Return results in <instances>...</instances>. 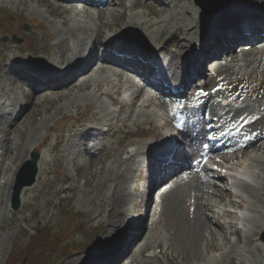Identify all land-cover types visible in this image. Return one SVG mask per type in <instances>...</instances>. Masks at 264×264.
Segmentation results:
<instances>
[{"label":"rangeland","instance_id":"obj_1","mask_svg":"<svg viewBox=\"0 0 264 264\" xmlns=\"http://www.w3.org/2000/svg\"><path fill=\"white\" fill-rule=\"evenodd\" d=\"M162 1L164 3H161L165 5L166 0ZM177 1L173 0L170 2V9H166L164 14L157 12L159 6L153 0H139L138 4L140 7L138 8L137 6H135L136 8L131 7L133 0H111L107 5L101 6L103 19L99 22L105 23L106 26L101 27L102 34L97 39V42L95 41L94 43L92 60L88 64L92 61H97L101 54L111 50H108L106 46L100 45L101 41L107 39L106 43L117 44L116 46L121 45L119 41L116 42L117 34L124 32L126 27L132 28L131 34H140V31L130 25L131 22L137 23L146 20V16H149L148 19L150 21L156 22L160 19L173 18L175 12L179 13L181 18H185L187 16L186 8L183 7L185 0ZM186 2L192 7V10L188 12L192 13L194 18L205 15L208 17L209 24L213 22L211 26H206V30L210 31L209 36L204 34V38L208 37L206 42L211 39V35L213 36L220 29L216 30L214 26L223 25L221 22L224 19V13L230 11L236 13L235 10L237 9L244 13L241 14V16H244L240 19L244 20L243 18L252 17V20H255L257 17L253 16L254 13L264 12V0H244V4L235 1L234 8H231L230 5L225 10L214 15L202 13L193 4L192 0H186ZM57 3L54 0H0V37L5 36L9 41L10 37L14 35L21 39L18 45L10 44L8 41L4 44L0 43V264H64L71 259H76V264H87L95 259L98 261L94 263H102L106 260V257L109 259L113 254L116 256L112 262L113 264H129L130 262L128 261L126 263L122 262L123 257L127 253L126 250L121 251L124 248L122 246L126 240V234L129 235L127 242L131 241L126 249L128 248L130 251L135 245L133 243L137 241L136 238L139 235H144L140 239L141 241L139 240V244L150 243L149 253L150 255H155L160 264H232L233 262L234 264H264V242L261 241L264 235V172H262L264 165H260L262 171H259V169L253 171L255 180L252 185L254 188L251 191L249 190V192L239 186L231 189L228 182L223 183L219 189L211 187L210 184L208 185L206 190L208 193L206 192L202 201L206 204L207 212L210 215L209 220L206 227H203L198 233L196 242L192 246L185 247L180 242L179 234L183 232L184 225L190 231V218L193 217L194 213L193 199L187 197L186 191L184 196L179 197L180 211L177 217L183 218L185 224L176 222L175 218L171 219L168 207L164 202L165 197L159 199L153 227L150 228L145 225L147 223L142 219L145 214L144 209L148 206V198L151 195L148 190H144L146 186H144L146 184L144 176L147 173L144 167L146 165L144 157L151 159L150 157L157 154L155 152L157 148L148 149L146 147L160 144L166 138V134L172 130L169 121L167 120L164 124L161 119L162 110L159 109L158 101L154 100V102L145 106V96L140 102L141 105H138L139 108L137 107L136 111H134L133 118L123 126L119 120L127 116L132 111V107L130 103L122 101V92L120 93L119 90L116 94L110 91L106 97V93L102 92L106 86H101L98 92L93 91L91 84L82 85L84 84L83 80L86 79L82 80L78 77V74L82 73L81 71H78V74L73 77V80L78 77L77 82L75 81L74 83V85L79 86L77 91L76 89H69L68 91L66 87L55 90L54 86L48 85L43 89L36 90V85L32 84L28 87L25 84L21 87L19 93L18 89L11 85L15 81L13 79L14 74L24 71L21 67L22 65H37L30 56L34 59L44 58L48 63L51 60H56L53 57L52 46L57 40L56 35L67 27L61 25L63 20L68 26L73 24L91 26L92 30L89 36L91 38L97 36V27L99 25L95 16L97 8H94V11L92 9L90 11L88 9L77 11L71 8L72 6H77V4L65 6L61 2ZM259 3L262 6H258ZM109 9H113L112 13L109 12ZM140 14H143L144 19L135 17V15L139 16ZM179 23L178 20H174L172 26ZM227 23L228 17L226 19ZM25 25L28 26V30L23 28ZM35 25H38L36 28L37 32L34 31ZM172 26L168 30V35L162 37V41L156 46L165 48L164 42L170 39L169 45L172 43V48L167 49L170 51L176 50L181 36L179 33H174ZM39 30L42 32H39ZM114 34L116 35L113 37ZM173 37L174 39H172ZM200 37L202 35H195V49H197L199 44L202 45L203 43L199 41ZM131 39L132 37L128 38V40ZM137 40L140 43H144L140 39ZM263 40L264 38L259 41ZM85 44L84 49L87 48L90 51V39ZM71 46L75 48L73 40L70 41V48ZM132 46L136 47L134 44ZM222 47L224 46L220 47L221 51L211 52V55H205L204 57L201 56L203 58L202 61L204 59L207 61L206 65H204L207 69L216 65L215 62H211L212 59L209 61L213 54L224 57L212 75H209L207 69L204 70L203 68L201 70L206 81L205 83L202 82L200 86L197 83V79L191 83V85H197L192 87L193 94L191 99L193 100L202 94L208 95L219 91L222 96L214 99L221 102L220 100L227 98L226 92L230 88L236 91L241 87V83L260 84L258 92L263 94L262 98L246 99L244 97L245 92L241 89L240 100L234 101L235 94H233L229 99L233 109L240 107L241 110L247 109V107L248 109L246 112L240 113H237L240 109L235 110L233 118L226 119L224 123L228 125L232 119L234 123H237L239 119H245L248 116L254 117V119L261 116L264 118V45L259 46L256 51L250 49L251 51L245 53H240L242 48L239 47V44L231 49L232 52L229 49L225 51ZM38 50L41 53H37ZM226 52H231L233 58L229 56L230 53ZM114 57L112 58V63H114ZM207 57L208 59H206ZM175 63L180 66V69L186 64L184 71L186 72V61L177 60ZM211 63L213 65H210ZM85 65L86 63L81 64L83 69ZM98 65L100 66V64ZM38 66L46 68L45 65ZM102 66L107 67V64L102 63ZM5 67H9L6 68L9 69L8 73H6ZM23 67L26 68L25 65ZM54 71L58 72V69L47 73H54ZM97 74L94 77L107 76L108 73L99 72ZM178 74L176 73V75ZM110 78L113 83L115 81L119 85L121 90L124 89L122 80H117L114 75ZM193 78L194 74L190 76L189 83ZM25 81L29 83L31 78L26 77ZM45 82L47 80L38 83L43 84ZM189 83L188 87H190ZM206 83L208 85H204ZM32 92L36 96L31 102L26 97L31 96ZM254 95L257 94L255 93ZM202 97H208L209 103H195V100L192 101L191 104H199L200 106L188 116L189 118L199 117L203 114H207L208 117L210 107H213L216 108V126L221 129V133L243 134L242 132H248L251 137L249 139L245 138V140L243 134V141H233L238 144V147L233 153L235 157L229 165L237 167L242 165V163H247L251 158L264 163V139L260 142L258 141L254 148H250L249 154L241 155L239 153V148L245 147L248 140L260 134L264 135V119L261 123H258L259 125L255 124V129L253 127L249 131H243L241 128L227 130L224 128L223 118L224 116H229L230 111L228 109L230 106L223 108L219 104L212 105L213 95ZM12 101L16 103L15 109L12 108ZM111 101H117V103L115 102L116 105L111 106ZM182 104L186 105L184 101H182ZM194 107L186 105L184 112L188 113ZM160 108L162 107L160 106ZM199 110L200 112L198 113ZM224 110L227 111L224 116H221L219 112ZM142 112L145 115L160 116L156 121L157 128L152 129L150 127L149 123L144 120L145 115ZM5 114L8 118L4 121ZM116 114L118 116H115ZM13 116L16 118L21 117L14 126H12L14 120H11ZM198 120L199 118H192L191 122ZM202 121L203 119L190 127L184 126L189 131L185 136H182L184 138L189 137L190 140L188 142L194 141L198 144V139L201 138L198 135L196 125ZM185 122L186 120L182 119L181 124L183 125ZM141 123L144 127L141 126ZM84 124L86 125L84 126ZM110 126L111 131L106 132ZM207 126L211 127L212 125H209V122L206 124L205 133L202 136L204 141L206 139L205 136L208 135L207 131L209 128L206 129ZM89 127L96 128V131L92 132L93 137H84L82 140L83 130ZM115 128L119 129L116 133L114 131ZM112 134H114V137L109 138ZM189 134H195L197 138H191ZM96 139L104 141L98 142ZM105 141L107 142L105 143ZM240 143L243 146H239ZM90 147L93 148L92 151H89L91 150ZM112 148H115V152ZM134 148H141L139 156H135V163L134 157H128L127 154L123 153L124 151L132 152ZM32 151L40 154L43 152L45 161L38 162L39 172L37 180L28 189H23V193L21 191L20 199L22 198L25 202L24 204L21 203L19 209L14 212L10 209L11 189L8 191L7 180L14 167L18 165L19 168L28 159ZM88 151L89 153L86 154L85 152ZM118 154L121 155L118 156ZM213 157L214 159H219L216 154H213ZM202 160L203 165H205L204 161L206 160L211 166H214L207 160L206 156ZM156 168L158 169V167ZM139 169H142L143 172H140ZM219 173L223 175L222 172ZM199 174L202 177H206L210 182L217 183L215 179L210 178L211 173L203 171ZM148 175L146 176L149 177ZM208 175L210 176L209 178ZM121 177L122 181L120 184ZM84 178H87L91 185L85 187ZM100 182L101 186L94 190L93 187ZM119 184L127 197L123 206L125 218L120 226L111 230L114 237L104 242L103 249L101 248L91 258L86 260L85 257H89L102 240L104 233L110 229L107 216L112 204H114L116 194H118ZM170 184L172 185V182ZM111 192L112 198L109 199ZM146 193L148 197L143 196ZM172 199L167 198L165 200L171 201ZM144 202L146 205L142 208ZM218 204L221 205L218 213L222 211H233V213H227L229 215L227 216L228 218L221 219L219 214L217 215L211 210V205L216 206ZM240 206L242 207L240 208ZM139 216L142 218L140 219ZM125 226L127 227L124 231ZM143 229L146 231L145 233ZM247 230H249V234L254 232L256 234L253 237V241L255 240L253 244L262 248V250L258 251V254L253 255L247 251L244 239ZM123 239L125 240L123 241ZM167 243L170 245L169 249H167ZM120 245L121 249H118ZM156 247H159L160 254L155 249ZM165 250L164 254L163 251ZM231 250H234V252L227 255L228 251ZM112 263L111 261L108 262V264Z\"/></svg>","mask_w":264,"mask_h":264},{"label":"bare ground","instance_id":"obj_2","mask_svg":"<svg viewBox=\"0 0 264 264\" xmlns=\"http://www.w3.org/2000/svg\"><path fill=\"white\" fill-rule=\"evenodd\" d=\"M56 1L61 2L62 4H65V5H74V4H68L67 3L70 0H56ZM109 1H111V0H107L104 5H107ZM147 1H152V0H147ZM153 1L156 2L157 5L159 6V9H157V12L164 14L166 12V9H170V2H172L173 0H166L165 5L162 4V3H164L162 0H153ZM235 1H237L240 4H244V0H232L231 6H230L231 8H234V6H235L234 2ZM138 2H139V0H133L131 7L132 8L135 6H137V8L140 7ZM177 2H179V0ZM77 5L79 6V4H77ZM104 5H99L96 7L97 9L95 11V16H96V20L98 22L103 19V10L101 9V6H104ZM260 5L262 6L261 3H259L258 6H260ZM108 7H110V6H108ZM183 7L186 8L185 11L187 12V16H185V18H181V16H179V13L175 12L173 18L160 19L156 22L150 21L148 19L149 16L145 17L146 20H143V21H140L137 23L131 22L130 25L133 26L134 29L140 31L141 33L140 34H131L130 31L132 28L129 29L127 27L124 29V32L122 31V33H121L119 31L120 33L117 34L116 42L119 41L121 45H119V46H116L117 44L113 45L114 47L115 46L116 47L113 48L112 52H110V53L104 52L103 54H101L99 56L97 61H95V62L92 61L89 64H88V62L90 60H92V56H93L92 52L94 50V43H95V41L97 42V39L102 34L101 33V27L106 26V24L99 22V25L97 27L98 32L96 31L97 36H94L93 38H91V36H89L90 32L92 30L91 26L74 25V24L71 26H68L66 24V22L63 20L61 22V25L67 26V27H66V29H63V31L60 32L58 35H56L57 40L54 43V45L52 46L53 57H55L56 60H51L50 63H48V61L45 60L44 58L43 59H34L33 57L30 56V58L33 59L34 63L37 65L31 66V65L24 64L26 66V68H24L23 67L24 65H22L21 67H22V69H24V71H22V72L19 71V72L14 74L13 79H15V81L13 83H11V85L13 87L17 88L18 92L20 93L21 87L24 86L25 84L28 87H30L32 84L36 85L35 84L36 81L49 78L50 76L60 77L63 75H69L70 78L67 81L66 85L60 86L59 89H61V88L64 89V87H66V88H68L67 89L68 91H69V89H71V90L76 89V91H77L79 89L78 88L79 86L74 85V83H75V81L77 82L78 77H79L82 80L86 79L87 81L83 80L84 84H82V83L81 84L82 85L91 84L93 91L98 92L100 90L101 86L102 87L106 86V88L104 89V91L102 90V92L106 93L105 95L107 97L109 94L108 92L111 91L112 93L117 94L120 90L119 85L116 84L115 81L113 83L110 80L111 76L113 77V75H114L117 80L123 81L124 72L127 69L126 66L127 67L131 66L129 69H133L135 71L140 72L141 74H145L142 66L149 64V60L147 59V55H152V54L154 55V54H160V53L165 54L168 57L167 59H168V64H169V70L171 71L170 81L172 83H178L179 80L181 81L182 79H184L183 77H179V76L181 74H185L184 71L186 68V64L183 68L180 69V66L175 63V61H177V60L186 61V63H187L186 76L189 75V78H190V76L192 74H194V78L200 77L202 75L201 70L203 68L205 69L204 65H206V63H207V61L205 59L202 61L203 58H201V56L204 57L205 55H211L212 53H216L218 51H221L220 50L221 46L218 47L212 53L209 50L205 49L206 48L205 47L206 39L208 37L204 38V34H208V36H209V33H210V31L208 29L206 30V26H211L213 24V22L211 24H209L208 17L205 15H202L198 18H194L193 17L194 15L192 13L188 12L189 10H192V7L188 5L186 0H185ZM89 9L90 8L88 7V10ZM112 11H113V9H109L110 13H112ZM235 11H236V13L233 11L224 13L225 14L224 19L221 22L223 25H219V26L215 25L214 27L216 28V30L218 28H220L218 31H223L226 33L227 32L234 33V30H235V28H237V26L236 27L233 26V24H235L233 22L238 20V18H239V20L237 21L238 24L241 22H244V21H250V23H252V21H251L252 17H246V18H243L244 20H242L240 18H242L244 15L241 16V14H244V13H241L237 9ZM142 15L143 14H140L139 16L135 15V17H138V18L140 17L141 19H144V17ZM253 16L257 17V19H255L257 22H261L264 20V12L254 13ZM227 17H228V23L226 24ZM174 20H178L180 23L178 25L172 26V22ZM74 23H76V22H74ZM130 25H127V26H130ZM37 26L38 25H35V27H34L35 30H36ZM171 26L174 30V33L176 32V33L180 34L181 39L179 40L178 47H176V50L173 49L170 51L169 50L170 48L167 49L164 47H158L156 45L158 43L160 44V41H162L161 40L162 37H164L165 35H168V30L170 29ZM108 28L110 29V27H108ZM247 28H250V26L249 27L247 26ZM216 30H214V31H216ZM36 31H38V30H36ZM39 32H42V31L39 30ZM115 35L116 34H114L113 37ZM195 35H197V36L202 35V37H200V39H199V41H203V43L201 45V49L199 48V46L197 47V49L194 48V46H195ZM129 37H132V39L128 40ZM261 37L264 38V35H262ZM89 39H90V51L87 48L84 49V46L86 45L85 42ZM137 39L144 41V43H140ZM72 40H73V43L75 44V48H74V46L73 47L71 46V48H70V41H72ZM235 42H238V39H233L232 41L228 42L227 45H229V46L228 47L224 46V47H222V49L225 51H228L230 46H232ZM133 44L136 45V47H133L132 46ZM262 45H264V40L261 42L258 41L255 45L250 47V49L252 51H256L258 49V47L262 46ZM170 47L172 48V46H170ZM12 48H14V47H12ZM72 48H73V50H71ZM20 49L23 50L22 48H20ZM84 52H85V54H84ZM87 52H91L92 54L87 53ZM231 52H226V53H230L229 56L232 57L233 55L231 54ZM38 53H41V51L39 50ZM119 54H126V55L132 57L134 59V61H131V62H125L124 61V62L118 63V64L112 63L113 56H117ZM214 57L219 58L221 61L224 56H217V55L213 54V56H211L209 61L211 59H213ZM206 59H208V57ZM38 60H41V61H38ZM85 63H86V65L84 66V69H83L82 68L83 65L81 66V64H85ZM102 63L107 64L108 68L106 66L103 67ZM98 64H100V66ZM17 65L19 66V64H17ZM38 65H45L46 68L44 69V67H40ZM217 67H218V65L214 68V70H217ZM6 68H9V67H5V69ZM54 69H58V72L54 71V73H50V74L47 73L48 71H53ZM8 71H9V69H6V73H8ZM78 71H81L82 73L79 75L77 73ZM99 72L100 73H108L109 75L107 74V76L105 75L103 77H94V75H96ZM29 73H35L37 75V78L35 80H32L29 84H27L25 81V78L30 77ZM176 73L177 74L179 73V74L176 75ZM198 73H199V75H198ZM76 74H78V77L74 78V80H73V77ZM174 75H176V76H174ZM189 78L187 77L188 82L187 81L185 82L186 78L184 80H182V82L185 83V89H186L185 93H188V91L190 90V87H188ZM125 82L130 84L124 91H130L129 100L126 103H128V104L130 103V105L132 107V111L129 112V114L127 116H125L123 119L119 120V122H121L123 124V126L129 120H131L133 118L134 111H136L138 105L140 104V102L142 101V99L145 96H146L145 106H148L151 102H154V100H156V101H158L159 106H161L166 111V106H165L164 102L160 98H158L152 92V90L150 88L138 87L135 83L128 82L127 79H125ZM43 88H45V86H37L36 85V90L37 89H43ZM52 93H54V92H52ZM35 96L36 95H33V92H32L31 96H28L26 98H28L32 102V100L34 99ZM197 102H200V103L202 102L204 104L207 102V104H208L209 100H208V97H205V98L201 97V98L195 100V103H197ZM11 104H12V108L15 109L16 103L12 101ZM111 104L114 105L115 102L111 101ZM100 107L103 108L101 105H100ZM226 107H228V106H226ZM247 109H248V107H247ZM247 109L244 108L241 110V108H240V110L237 111V113H240L243 111L246 112ZM100 110H102V109H100ZM102 112H103V110H102ZM199 112H200V110L198 111V113ZM142 113L144 114V112H142ZM166 113H167L166 114L167 117L173 118V116L169 112L166 111ZM103 115L107 116L105 114H103ZM115 116H118V115L116 114ZM144 117H145L144 120L149 123V125L152 129L157 128L158 125L156 124V121H157V118H160V116L145 115ZM167 117H161L164 124L168 120ZM215 117H216V108L210 107L208 117L206 119H203V121L200 124L196 125V128L198 129V135L201 138V139H198V144L201 142H204L202 136H203V133H205L206 124L209 122V125H212L211 127H209V130L207 132H208L209 136L216 137V139H213L214 142L209 143L207 152H201L199 150L198 144H196L194 141L187 142L185 144V147H186V149H188L189 155L184 156L183 154H179V156L177 157L176 153H178V152H174L172 154V157H171L173 162H174L173 165H170V166L168 165V166L163 167V169H162L163 176L159 178V182L163 184V185L162 184L159 185V187L160 186L165 187L166 185L170 184L171 182H172V185L168 189H165L163 192H161L157 195L156 201L154 202L155 208H154L153 214L151 216L152 222L150 224V228L153 227V225L155 223V215L157 213L158 202H159V199L161 197L162 198L165 197L164 202H165L166 206L168 207V211L171 215V219L175 218L176 222H182L185 224V221L183 218H177V217H178L179 211H180V208H179L180 198L179 197L184 196V193L186 191L187 197H190L193 199L194 213H193V217L190 216L191 217L190 218L191 219L190 220L191 228H189L190 231H188L187 230L188 228L186 227V225H184L183 226V232L179 234L180 242L183 245H185V247L192 246L196 242L197 237H198V233L200 232V230L203 227H206V224L209 220L210 215L207 212L206 204L203 203V201H202L203 197L205 196V194L207 192L206 190L208 189V185L210 184L211 187L219 189V188H221V185H223V183L225 184V182H228V180L230 179V178H228V180H227L226 176L221 175L219 172L215 171V169H212L211 167L203 165L202 158L206 156L207 160L212 165H214L215 167H221L223 164L227 165L225 167L226 168L225 171H230L234 174V178L232 180H229L231 187L235 188V187L239 186L241 188L246 189L245 191H247V192H249V190L251 191L254 188V186L252 185V182L255 180V175H254L253 171H255V169H259V171L260 170L262 171L260 165H262V166L264 165L263 162H261L257 159H252V158L249 159L247 163H242V165L237 166V167L231 166V164L229 165L231 160L235 157L233 155V153L235 152L236 148L238 147V144L236 142L234 143L233 141H243V136H242L243 134L221 133L220 132L221 129L218 126H216L217 119H215ZM7 118L8 117H6V114H5L4 115V121ZM20 118L21 117L15 118L12 126H14L20 120ZM245 119H250V122L246 125V127H240V128L243 131L244 130L249 131L255 126V124L257 125L258 123H261L264 118H263V116H261V117H257L256 119H254V117L248 116V117H245ZM245 119H243V120H245ZM85 125L86 124H84V126ZM141 126H143V124ZM254 129H255V127H254ZM101 130H103V129H101ZM95 131H96V128H91V127L83 130L82 140L84 137H86V138L93 137L92 132H95ZM109 131H111V126L108 127L106 130V132H109ZM114 131L116 133L119 131V129L115 128ZM188 131L189 130L186 127H183L182 129H180V133L184 136L187 134ZM171 132H173V131L170 130L168 132V134ZM104 133H105V131H104ZM128 134H130V133L128 132ZM113 135L114 134L110 135L109 138L114 137ZM263 139H264V135L260 134V135L255 136L254 138L248 140L245 147L239 148V153L241 155L242 154H249L248 153L249 149L254 148L258 144V141L260 142ZM84 140H86V139H84ZM96 141L99 142V141H104V140L96 139ZM205 141H206V139H205ZM168 142H171V141H168ZM161 145H162V142L158 145H155V146L152 145V146H150V147L148 146L146 148H148V149L157 148L158 149ZM101 146H102V144H101ZM170 146H171V149L168 152H170L172 150H179L182 147V143H181L180 139H178V141L171 143ZM157 149H155L156 153H157ZM92 150H93V148H91V150H89V151H92ZM112 150L114 151L115 148H112ZM140 150H141V148H134L132 150V152H129V151L125 152L124 151L123 153L127 154L128 157H134L133 160L135 159V161H134V163H135L136 157L140 153ZM89 151L85 152V153L87 154V153H89ZM78 154H81V153H78ZM213 154L214 155L216 154L219 159H214ZM119 155H121V154H118V156ZM44 157L45 156L42 152L40 154L39 162L45 161ZM191 157L194 158V160H196L195 163L194 162L191 163ZM150 158L152 159L153 157H150ZM158 163H161V161H159ZM229 168H230V170H229ZM17 169H18V165L16 167H14L12 173L8 177V180H7L8 191H10V189L13 185L14 176L17 172L16 171ZM165 169L166 170L169 169L168 172H166ZM132 170H133V168L131 169V172H132ZM203 171L211 173V177L208 175V178L210 177V178L215 179L217 181V183L210 182L209 180H207L206 177H202L199 173L203 172ZM38 172H39V166H38ZM262 172H264V170ZM147 174H149L148 175L149 177L146 176ZM147 174L144 176V179L147 180V183H146V186L144 185L145 187L144 186L143 187H144L145 191L148 190L149 192H151V190L157 184H156V181L153 180V178H151V173L148 172ZM204 175L207 176L206 174H204ZM37 176H38V173H37ZM36 180H37V178H36ZM121 181H122V177L120 179V184H121ZM120 184H119L118 194H116L114 204H112V208L108 211L107 217H108V220L110 223L109 224L110 229H108L107 232L104 233L102 240L99 242L96 249H94V251L89 255V257H85L86 260L91 258L95 252L99 251L104 246V242H106L109 238L114 237V234H113V232H111V230L117 226H120L123 222V219L125 218L123 206L125 205V201H126L127 197L124 195L123 190H121ZM89 185H91V184L88 182V179L86 178L85 182H84V186L88 187ZM100 186H101V182L96 184L93 187V189L95 190ZM25 189H28V188H25ZM23 191H22V193H23ZM209 193H212V192H209ZM143 196L148 197L147 193H146V195H143ZM111 198H112V192L110 193V196H109V199H111ZM167 198L168 199L173 198V199L171 201H167V200H165ZM148 200H149V198H148ZM150 200L152 203L153 202L152 201L153 200V193L151 195ZM24 202L25 201H23L21 198L20 199V205H21V203L24 204ZM145 205L146 204L144 202L142 205V208H144ZM241 207L242 206H240V208ZM149 208H150V206H149ZM148 212H149V209H148ZM224 216L227 217L229 215L226 213V214H224ZM97 217H99V216H97ZM139 217H141V216H139ZM243 220H245V219H243ZM187 221H188V219H187ZM126 227L127 226H125L124 231H125ZM248 231L249 230H247V232L244 235L245 243L247 246V251H248V253H251L253 255L258 254V251L262 250V248L258 245L253 244V242L255 241V240L253 241V237L256 234H255V232L253 234H249ZM145 232L146 231L144 230V233ZM124 235H125V233H124ZM127 235L128 234H126V236ZM126 236H125V238H126ZM143 236L144 235H141V236H138L136 238L137 241L135 243H133L135 245L131 248L130 251L128 248L126 249L125 247L121 249V246L118 248V249H121V251H125V250L127 251V253L125 254V257H123V261H122L123 263L124 262L126 263V261H128V262H130L129 264H134V263L135 264H160L159 261L156 259L157 257L155 255H150V253H149L150 252L149 249L151 247L150 243L149 244H147V243L142 244L141 243L142 245L139 244L141 241L140 239ZM133 238H134V236H133ZM261 241L264 242V240H261ZM167 245H168L167 249H169V247H170L169 243H167ZM155 249L158 250L159 254H160L159 247H156ZM190 251H192V250H190ZM163 252L165 254L166 250ZM218 252H219V250H218ZM233 252H234V250L228 251L227 255L232 254ZM170 255H171V253H170ZM115 257H116L115 254H113V256L110 257L109 259L106 257V260L102 263H100V262L94 263L95 261H98L96 259L93 261L92 264H108L109 261H111V263H112L115 260ZM103 259H104V257H103ZM118 259H120V258H118ZM100 260H102V258H100ZM75 262H76V259H71V260H68L64 264H76ZM232 264H234V262Z\"/></svg>","mask_w":264,"mask_h":264},{"label":"water","instance_id":"obj_3","mask_svg":"<svg viewBox=\"0 0 264 264\" xmlns=\"http://www.w3.org/2000/svg\"><path fill=\"white\" fill-rule=\"evenodd\" d=\"M220 1L221 3L217 7H211L212 3H217ZM194 3L201 8L204 12L208 14H214L219 10L224 9L225 7L229 6L230 0H194ZM6 38L3 37L0 39V42H6ZM12 40L15 43H18V39L12 37ZM39 158L37 153H31L30 159L26 160L22 166L20 167L16 178L15 183L12 188L11 194V208L12 210L16 211L19 207V194L22 188L26 186H31L35 181V176L37 172L36 163Z\"/></svg>","mask_w":264,"mask_h":264}]
</instances>
